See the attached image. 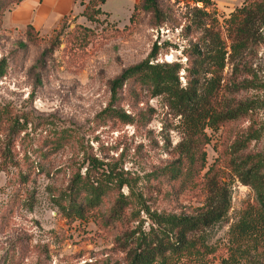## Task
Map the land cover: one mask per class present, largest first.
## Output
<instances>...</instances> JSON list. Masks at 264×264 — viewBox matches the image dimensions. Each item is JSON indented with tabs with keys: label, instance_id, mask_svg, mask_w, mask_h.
Masks as SVG:
<instances>
[{
	"label": "rangeland",
	"instance_id": "rangeland-1",
	"mask_svg": "<svg viewBox=\"0 0 264 264\" xmlns=\"http://www.w3.org/2000/svg\"><path fill=\"white\" fill-rule=\"evenodd\" d=\"M16 1L0 0V114L6 127L18 121L20 128L11 140L6 131L0 135V264H123L113 244L114 229L106 223L115 193L81 219L66 211L67 189L98 161L103 167L96 171L113 169L127 179L129 187L121 193L131 203L140 199L151 211L166 214L202 206L206 193L199 186L190 190L185 185L176 194L159 184L162 179L153 178L176 159L183 139L179 117L163 97H152L145 87L131 88L129 83L110 107V83L154 54V64L178 63L184 68L190 43L201 36L190 24L192 9L203 5L162 0L173 20L155 28L140 10L141 0L128 10L127 2L109 0L102 8L109 15L81 3L57 25L25 35V30L4 23ZM236 7L211 3L205 12L223 25ZM244 59V68L234 67L233 60L220 74L219 103L251 111L215 133L208 131L204 148L206 169L213 165L219 170L230 195L226 222L208 231L217 256L225 254L229 228L240 210L254 200L231 166L264 155V47ZM179 82L186 86L183 70ZM20 173L27 175L25 183L19 181ZM141 217L147 230L148 220ZM263 261L252 253L240 264ZM205 264L216 263L209 258Z\"/></svg>",
	"mask_w": 264,
	"mask_h": 264
},
{
	"label": "trees",
	"instance_id": "trees-1",
	"mask_svg": "<svg viewBox=\"0 0 264 264\" xmlns=\"http://www.w3.org/2000/svg\"><path fill=\"white\" fill-rule=\"evenodd\" d=\"M22 1L17 0L16 6ZM104 1L90 0L88 7L96 5L99 10ZM192 1L203 7L192 9L194 17L190 24L195 31L200 29L201 36L190 43L188 64L184 68L178 63L154 64L158 56L154 54L124 69L110 83V107L116 102L118 91L128 83L133 85L131 88L140 85L152 97L166 100L175 117H179L183 139L176 148V159L163 171L154 172L153 178L162 179L159 184L169 186L176 194L184 191L185 185H190V190L199 186L198 189L206 193L202 206L166 214L151 211L140 199L131 203L121 193L123 187H129L127 179L113 169L96 171L95 167L103 165L95 160L92 162L96 165L87 169L84 177H75L67 189L66 211L81 219L86 210L101 207L103 200L115 193L106 223L114 229L113 244L123 256V264H205L209 258H214L216 264H240L252 253L264 259V155L248 156L231 166L240 183L252 190L254 200L240 210L237 221L229 228L225 254L217 256V247L208 243V231L226 222L231 207L230 195L218 176L219 170L213 165L206 169L204 152L209 141L208 131L215 133L226 123L251 111L240 104L220 105L223 88L220 74L233 60L237 61L234 67L244 68L245 56L264 47V0H243L241 7L235 6L223 25L205 12L212 2ZM140 10L149 17L151 27H162L173 20V12L162 0H141ZM25 31V35L37 32L30 25ZM181 70L185 72V87L179 82ZM206 74L210 75L208 79ZM241 86L248 88L245 83ZM113 113L118 119L131 122V118ZM3 116L2 112L0 135L6 131L11 140L19 134L18 121L6 127ZM36 168L42 170L40 165ZM19 181L25 183L27 175L20 173ZM141 214L148 220L147 230Z\"/></svg>",
	"mask_w": 264,
	"mask_h": 264
},
{
	"label": "crops",
	"instance_id": "crops-1",
	"mask_svg": "<svg viewBox=\"0 0 264 264\" xmlns=\"http://www.w3.org/2000/svg\"><path fill=\"white\" fill-rule=\"evenodd\" d=\"M90 0H23L19 5L15 6L5 16L4 23L8 28H17L25 30L27 26H32L39 31L46 27L57 25L61 19L70 13L78 10L80 4L86 6ZM109 0H105L100 6ZM131 6V9L138 4L139 0H121ZM222 7H234L239 5L242 0H209ZM105 14H111L102 10Z\"/></svg>",
	"mask_w": 264,
	"mask_h": 264
}]
</instances>
